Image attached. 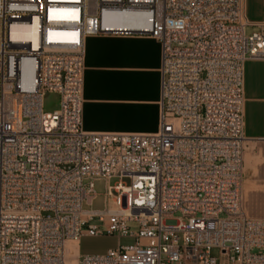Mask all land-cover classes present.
Wrapping results in <instances>:
<instances>
[{
  "label": "built area",
  "instance_id": "1",
  "mask_svg": "<svg viewBox=\"0 0 264 264\" xmlns=\"http://www.w3.org/2000/svg\"><path fill=\"white\" fill-rule=\"evenodd\" d=\"M111 35L161 44L156 132L83 128L86 39ZM249 59L264 20L246 0H0V264H67L83 235L130 241L78 264H264L243 186Z\"/></svg>",
  "mask_w": 264,
  "mask_h": 264
},
{
  "label": "crops",
  "instance_id": "2",
  "mask_svg": "<svg viewBox=\"0 0 264 264\" xmlns=\"http://www.w3.org/2000/svg\"><path fill=\"white\" fill-rule=\"evenodd\" d=\"M246 16L250 22L264 20V0H246ZM85 51L83 128L96 132L158 131L160 42L140 35L90 36ZM244 94L245 135L249 140H264V59L245 62Z\"/></svg>",
  "mask_w": 264,
  "mask_h": 264
},
{
  "label": "rangeland",
  "instance_id": "3",
  "mask_svg": "<svg viewBox=\"0 0 264 264\" xmlns=\"http://www.w3.org/2000/svg\"><path fill=\"white\" fill-rule=\"evenodd\" d=\"M250 32V29L248 30ZM151 37L150 35H140ZM60 97L53 92H47L44 95V110L54 111L58 109ZM117 179H112L113 184ZM126 183L130 178H124ZM107 181H96V190L98 198L94 201L93 207H102L104 204V192ZM245 211L253 217H264V140H248L245 151ZM127 238L119 239L114 235L90 236L83 235L81 238V253L85 254H102L108 249L115 247L119 242H129ZM217 253V251H215ZM74 253L71 254V257Z\"/></svg>",
  "mask_w": 264,
  "mask_h": 264
},
{
  "label": "bare ground",
  "instance_id": "4",
  "mask_svg": "<svg viewBox=\"0 0 264 264\" xmlns=\"http://www.w3.org/2000/svg\"><path fill=\"white\" fill-rule=\"evenodd\" d=\"M152 37V36H151ZM154 38V37H152ZM155 39V38H154ZM161 106H162V97H161ZM160 128V127H159ZM245 160V155H244ZM245 180V177H244ZM67 249L69 251L68 258H67V264H78V244L76 241H68L67 242ZM74 253V256L71 257V254Z\"/></svg>",
  "mask_w": 264,
  "mask_h": 264
}]
</instances>
